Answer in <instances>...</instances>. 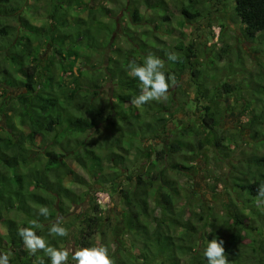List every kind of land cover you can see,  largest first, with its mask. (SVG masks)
<instances>
[{"label": "trees", "instance_id": "16d2710c", "mask_svg": "<svg viewBox=\"0 0 264 264\" xmlns=\"http://www.w3.org/2000/svg\"><path fill=\"white\" fill-rule=\"evenodd\" d=\"M26 1L0 0V116L6 117V125L0 123V228L3 230L0 231V253L9 255L10 264H39L41 260L43 264H50L43 252L31 255L17 234L18 227H30L34 220L38 222L36 234L43 236L50 246L60 248L67 242L69 236L54 238L48 235V230L57 216L65 217L70 206H77L81 201L73 186L83 184V178L69 167L68 159H73L82 170L87 171L91 180L96 181V185L103 187L121 179L122 175L99 174L104 164L101 150L107 151L105 159L119 171L126 163L122 154H116L115 150L124 154L137 150L146 153L147 160L156 154V160H160L165 171L178 172L189 169L183 164H173V156L186 157L189 163L196 164L203 152H215V161L226 163L230 168L224 182L225 194L228 197L238 194L227 206V220L223 221L226 228L215 225L213 217L210 222L208 216L198 213L194 217L200 222L199 226L186 221L175 208L177 194L173 188L170 189V179L162 178L163 174L152 176L150 180L139 175L133 181L130 171L126 179L132 185L134 183V188L131 185L121 188L126 207L124 216L129 231L142 238L133 246L137 254L124 248L127 254L130 253L132 263H129L208 264L203 251L208 240L216 239L223 242L229 264H264V244H261L264 240V223H261L264 208L258 209L257 205L258 186L264 184V79L249 82L248 92L252 100L244 108V117L248 120L244 123L245 129L250 131L251 141L259 143L252 152L247 153L240 146L239 142L243 140L238 132L233 144L238 145L236 148L241 155L233 160L231 154L236 148L224 139L221 135L223 131L219 130L225 112L222 109L224 96L236 91L228 84L222 86L223 93L214 88L217 93L211 105L196 106L197 112H201L200 127L207 135L205 141L190 140L201 132L196 127L189 133L182 129L179 136L169 142L172 136L167 134L168 121L175 114L167 111L162 101L149 102L143 105L141 111L131 106L130 100L140 88L139 81L127 75L128 62L135 59L142 64L146 55L152 52L172 66L170 70L164 68L166 76H174L180 82L183 75L190 71L193 78L199 79L202 74L197 68L199 58L194 57L191 46L185 48L182 41L172 47L167 46L161 37L153 33L145 39L136 34L139 37L128 40V49L113 47L114 31L109 22L113 20L115 0ZM224 1L234 3L235 16L246 42L253 43L264 34V0ZM42 2L45 4L42 5ZM105 2L112 7H106ZM188 3L181 8L185 18L180 25L184 22L192 24L202 15L195 5L196 0H188ZM143 8L145 11L141 12L135 6L129 17L131 27L134 26L132 33L149 26L154 31L159 30V25L151 19V10L163 12L161 15L157 13L163 24H168L172 18L167 15L164 0H144ZM105 19L108 21L105 22ZM35 21L41 22V25ZM45 44L51 47L52 59L38 57L39 49ZM169 52L178 53L181 61H168L166 53ZM93 53L102 56L100 67L92 65L94 60L89 64ZM221 57L216 54V60L223 63L225 60ZM67 61L71 64L64 63ZM43 62L47 65L44 66ZM74 66L76 70H73ZM52 70H59L58 77L64 82L69 77V91L59 87L62 83L57 82ZM102 80L108 81L107 84L117 92L114 110H106L102 104ZM195 85L196 103H199L206 98L207 90L199 81ZM43 86L46 89H42ZM10 90L19 93L9 96ZM178 103L180 108L185 109L184 101ZM125 104L131 105L125 108ZM127 111L132 113V120L127 125L113 117L114 113L128 115L125 114ZM159 113L165 116L158 117ZM101 126L118 131L119 137L107 139L96 146L94 141L84 139L85 135L98 132ZM60 136L66 137L60 140ZM160 137L163 139L158 149L151 147L153 144L147 148L148 141L156 142ZM138 144L143 145L145 150L140 149ZM68 178L74 179L73 184L68 183L69 186L66 185ZM156 182L161 184L157 190L158 202L151 208L150 191ZM235 198L242 200L246 206H240ZM40 206L49 208L51 215L47 219L38 214ZM158 208L159 216L156 215ZM101 210L95 202L91 216L83 220L80 231L63 225L69 233L79 232L81 239L78 247H90V239L98 232L101 222ZM250 210L251 213H247ZM13 213L21 214L24 219L9 217ZM249 217L253 220L252 224L246 222ZM179 228L186 229L198 239L179 234ZM248 238L251 243H245Z\"/></svg>", "mask_w": 264, "mask_h": 264}, {"label": "rangeland", "instance_id": "374dc122", "mask_svg": "<svg viewBox=\"0 0 264 264\" xmlns=\"http://www.w3.org/2000/svg\"><path fill=\"white\" fill-rule=\"evenodd\" d=\"M116 1L118 3H116ZM143 1L144 0H115V12L111 16L113 17V20L109 22L114 31L112 39L114 46L113 44L112 46L125 50L126 48H130L128 40H132L134 36H140V38L145 39L151 37V35L155 33L162 38L167 46L172 47L181 41L184 43L185 48L191 46L193 48L194 57L196 55L199 58L197 68L202 71L199 79L195 77L193 78L191 75L192 72L190 71L185 73L182 80L177 82L175 87H171L168 92L167 100L162 101V104L167 106V111L170 110L171 113L175 114L172 119L168 121L167 134L169 137L172 136L169 138V142L175 140L182 129L189 133L196 127L198 128V131L201 132L195 134L197 136L190 140H192V142L199 139L205 141L207 135L205 131H202L203 128L200 127L201 123H199V119L201 112H197L196 106L199 104L202 107L205 105H211L212 99L217 93L214 88L217 87V89H220L223 93L222 86L228 84L236 91L230 95L225 94L224 96L225 100L222 102V109L225 112L219 130L223 131L221 135L231 144H233L235 140L234 138H238L236 134L240 132L241 135L239 137L243 140L239 142L240 146H243L247 153L252 152L255 146L259 145V143L251 141L250 131L245 129L244 123L248 120L244 117V108L247 103L252 100L250 93L248 92L249 82L253 80L257 82L261 78L264 79V34L259 35L253 43L246 42L241 25L237 22L235 16L234 3L224 0H196L195 5L201 12V17L193 21L192 24L184 22L183 25H180L185 18L181 14V8L182 6H187L189 4L188 0H164L167 6V15L172 17L170 22L168 24H163L160 21V16L157 14L159 13L161 15L163 12L151 10L149 12L152 14L151 19H154L155 23L159 25V30L154 31V29L149 26L143 27V29L140 28L137 33L136 31L132 33L131 28L134 26L131 27L129 17L135 6L141 9V12L145 11L143 8ZM41 4L43 5L45 3L42 2ZM105 5L106 7H112L108 2H105ZM106 21H108V19H105V22ZM35 23L41 25V22L39 23L35 21ZM138 40L140 41V39ZM136 43L140 45L139 42L136 41ZM39 51V59L46 60L48 57L52 59L51 47L48 44L41 47ZM217 53L222 56V60H225L223 63L216 60ZM53 60L55 61V59ZM92 60H94V64L92 65L97 67H100L103 63L102 56L97 53H93L90 56L89 64L93 62ZM106 60L107 58H105V61ZM194 60L195 59L192 61ZM64 63L71 64V61ZM43 65L45 66L47 64L43 62ZM230 66H232V68ZM171 67L165 62L166 70H170ZM76 68L77 67L74 66L73 70H76ZM52 71L55 73L57 82L62 83L59 87L69 91V88H67L71 83L69 77L65 78L64 82L61 77H58L59 70ZM196 81H199L202 88L207 90L206 98L199 103H196ZM107 83L108 81L106 82L105 80H102L101 83L103 87L101 90L102 104L106 110H114V103L116 101L115 96L117 92ZM42 89H46V87L43 86ZM56 90H58V87H56ZM18 93V91L10 90L9 96H15ZM179 101L185 102V109L180 108ZM130 105L131 104H125V108H128ZM131 106L140 111L143 108V106ZM126 113L128 115L114 113L113 117L120 123L122 122V124L127 125L126 123L132 120V113H130V111L125 112V114ZM168 113L169 112H166V114ZM155 115L157 114H154V116ZM157 116L163 117L165 114L159 113ZM5 121L6 117L3 118L0 116V123L2 125H6ZM98 129V132H91L84 136V139L87 141H94V146L100 145V143L105 142L107 139L119 137L118 131L115 132L114 130L103 126ZM65 137L66 136H60V140H63ZM162 139L163 137H160L156 142L148 141L146 144L147 148L150 144H153L151 147L158 149L160 140L162 141ZM139 145L140 144H138V146ZM233 145L234 148L238 146L236 143ZM138 146H136V148H138ZM140 147V149L145 150L143 145H140ZM261 150L263 151V148H261ZM105 153H107L106 150H101L100 154L103 155L104 164L102 170L99 171V174H121L122 178L112 184H105L103 187L96 185V181L91 180L87 175V171L82 170L73 159H68V163L70 164L69 167H71L80 178H83V184L78 185L76 183L73 186L74 192L80 197L79 199L81 201L77 206H70L71 208L68 210L69 214L63 217V225H70V227L73 228V231H80L83 228V220L86 219V217L91 216L94 203H99V199L101 198L103 200L101 204L99 203L102 209L100 214L101 222L98 226V232L92 237V239H90V247L100 245L107 246L109 248L110 256L115 264H121L122 261L132 263L130 253L127 254L124 251V248L127 250L131 249L130 251L137 254V251L133 249V246L142 238L139 234L134 235L129 231V226L126 217L124 216L126 213V207L123 205L121 188H128L130 185L134 188V183L132 185V182L129 183L126 179L130 174V171H132L133 174V181H135L139 175H143L145 179L150 180L152 176L163 174L162 178L170 179L172 181L170 189L173 188L174 192L177 194L175 208L177 212H179V215L185 216H183V218H185L186 221L190 220L192 224L199 226L200 222L194 217V214L198 213L203 217L208 216L207 220L210 222L214 219L216 222L215 225L218 224L221 227L226 228L223 221L227 220V214L229 212L227 206L232 203L231 200H233L234 195L237 197L238 194H232V197L230 195V197H228V195L225 194L224 182L226 181V174L230 168L229 166L227 167L226 163H218L215 161L217 159L216 156H214L215 152H203L196 164L189 163V159L186 157L180 155L173 156L171 161L173 164L177 163L188 166L189 171L183 169L181 172L170 169L165 171V167L160 160H156V154L152 155V159L147 160L145 159L146 153L137 150L128 154L115 150L116 154H122L121 156L125 158L126 163V166L122 168V171H119V169H115L105 159ZM231 155L234 156L232 157L233 160L237 157L239 158L241 155L240 150H237L236 148ZM239 167L242 168L240 165ZM76 181L77 180L75 179V182ZM71 182L74 183V179L70 180V178H68L66 180V185H68V183L69 185L73 184ZM160 185V182H156L154 188L150 191L151 208H154L158 202L157 190L160 189ZM230 191L233 192L231 188ZM235 201L239 203L240 206H246L245 204H242V200L238 198H235ZM257 205L258 209L264 208V198H259ZM182 210L185 211L182 212ZM247 213H251V210L247 211ZM156 215H160L159 208L158 211H156ZM9 217H16L19 220L24 219V216L21 214L14 213L10 214ZM261 221V223H264V219H261ZM246 222L252 224L253 220L249 217ZM0 231L3 232L1 228ZM78 231L73 233L70 232L69 239L65 244L60 245V249L66 248L73 251L77 248H82L83 246L78 247L77 244L81 239ZM178 231L179 234L183 233L186 234L187 237L194 236L198 239L197 236L186 231V229L179 228ZM248 239L249 240L245 241V243H251L252 240L250 238ZM261 244H264V240L261 241ZM6 250L9 252L10 248L7 247ZM68 264H75V261L71 259V255L69 256Z\"/></svg>", "mask_w": 264, "mask_h": 264}, {"label": "clouds", "instance_id": "9594fccd", "mask_svg": "<svg viewBox=\"0 0 264 264\" xmlns=\"http://www.w3.org/2000/svg\"><path fill=\"white\" fill-rule=\"evenodd\" d=\"M167 60L173 63L180 62L181 57L176 52L166 53ZM165 61L149 52L142 64L132 59L128 62L127 75L139 81V93L133 96L130 103L135 107L143 106L149 102L166 101L170 87H175L177 81L174 76H166ZM171 81V84L169 83ZM258 198H264V184L258 186ZM38 214L46 219L51 215L47 206H40ZM63 217L57 216L55 222L49 225L48 235L51 237L66 238L69 230L63 226ZM37 221H32L30 227H18L17 234L21 238L28 252L35 256L37 252H43L50 260V264H68L69 256L75 264H115L105 245L82 247L73 251L50 246L43 236L36 234ZM222 241L213 239L207 241L203 251L208 264H229L228 257ZM0 264H10L9 255L0 253ZM43 264V261H39Z\"/></svg>", "mask_w": 264, "mask_h": 264}, {"label": "built area", "instance_id": "2783aa9c", "mask_svg": "<svg viewBox=\"0 0 264 264\" xmlns=\"http://www.w3.org/2000/svg\"><path fill=\"white\" fill-rule=\"evenodd\" d=\"M99 197H100V196H99ZM102 202H103V200L100 198V199H99V203L101 204ZM99 203H98V204H99Z\"/></svg>", "mask_w": 264, "mask_h": 264}]
</instances>
